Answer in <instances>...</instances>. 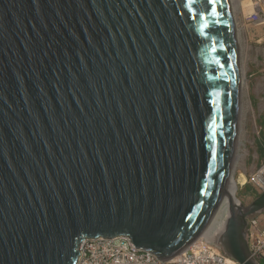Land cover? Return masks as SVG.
<instances>
[{
  "label": "water",
  "instance_id": "water-1",
  "mask_svg": "<svg viewBox=\"0 0 264 264\" xmlns=\"http://www.w3.org/2000/svg\"><path fill=\"white\" fill-rule=\"evenodd\" d=\"M230 0H0V264H77L85 238L163 261L213 224L241 111ZM264 193L216 240L240 264Z\"/></svg>",
  "mask_w": 264,
  "mask_h": 264
},
{
  "label": "built area",
  "instance_id": "built-area-1",
  "mask_svg": "<svg viewBox=\"0 0 264 264\" xmlns=\"http://www.w3.org/2000/svg\"><path fill=\"white\" fill-rule=\"evenodd\" d=\"M253 13L246 20L264 25V0H250ZM258 195L264 193V164L250 177ZM247 239L252 256L264 264V213L248 220ZM77 264H240L213 240L201 236L177 257L163 261L152 253L138 250L127 237L85 238L79 245Z\"/></svg>",
  "mask_w": 264,
  "mask_h": 264
},
{
  "label": "rangeland",
  "instance_id": "rangeland-1",
  "mask_svg": "<svg viewBox=\"0 0 264 264\" xmlns=\"http://www.w3.org/2000/svg\"><path fill=\"white\" fill-rule=\"evenodd\" d=\"M231 7L233 10V17L236 24L237 34H238V51L240 59V69L242 77V90H241V111L240 119L238 124V140L236 147V154L234 158V163L231 170L230 182H233L234 194L236 196L235 202L243 203L244 205H250L255 199H245L242 195V188L245 186V182H250V177H252L257 170H255L254 164H247L248 156L250 154L251 148L254 143V117L252 112L248 113L247 105V85H248V73L254 72L256 69L255 66L258 64L254 61L253 56L257 54V51L260 55L264 54V43H258L261 37H256L254 40H248V31H251L250 36L258 35L259 33H264V27L249 28L245 27V21L243 17L239 14L240 8L243 7L245 14L250 11L251 1L250 0H230ZM248 28V29H247ZM264 37V36H263ZM259 48V50H257ZM263 69V68H262ZM262 71V70H261ZM264 74V71L260 72ZM264 101L260 105L262 108ZM246 171L247 176H244L243 173ZM248 185V183H246ZM254 189V187H252ZM255 190V189H254ZM222 217V218H221ZM228 214L222 216H217L215 221H218L217 227L220 226L223 222H226ZM214 221V222H215ZM213 224L209 226L213 228ZM209 228L206 230L208 231ZM205 234V232H204Z\"/></svg>",
  "mask_w": 264,
  "mask_h": 264
},
{
  "label": "crops",
  "instance_id": "crops-1",
  "mask_svg": "<svg viewBox=\"0 0 264 264\" xmlns=\"http://www.w3.org/2000/svg\"><path fill=\"white\" fill-rule=\"evenodd\" d=\"M253 8H250V11L245 14V10L243 7L240 8L239 14L243 17L245 21V27L257 28V27H264V25H255L249 23L246 18L253 13ZM248 29V28H247ZM248 40H254L256 37H261L258 43H264V33H259L258 35H252L251 31H248ZM259 50V48L257 49ZM253 59L258 64L255 66L256 69L254 72L248 73V85H247V109L248 113L252 112L254 117V126H255V134H254V143L253 146L250 147L251 151L248 156L247 164H254L255 170H258L260 166L264 164V105L260 108V105L264 101V74H260V72L264 71V54L260 55L257 51L256 56H253ZM263 68V69H262ZM262 70V71H261ZM244 176H247L248 173L244 171ZM248 183V185H246ZM242 188V195L245 199L256 198L258 194L252 188L250 182H245Z\"/></svg>",
  "mask_w": 264,
  "mask_h": 264
},
{
  "label": "bare ground",
  "instance_id": "bare-ground-1",
  "mask_svg": "<svg viewBox=\"0 0 264 264\" xmlns=\"http://www.w3.org/2000/svg\"><path fill=\"white\" fill-rule=\"evenodd\" d=\"M240 1L242 2V0ZM235 199L236 196L234 194L233 182H229L224 197L222 199V202L220 204V207L218 209L217 216H222L224 214L229 215L231 206L233 204L234 205L238 204V202H235ZM213 223H214L213 228L210 227L209 230L205 231V234L202 235L203 237H206L209 240H216L224 229V222L218 227H217V224L219 223L218 221H215Z\"/></svg>",
  "mask_w": 264,
  "mask_h": 264
},
{
  "label": "trees",
  "instance_id": "trees-1",
  "mask_svg": "<svg viewBox=\"0 0 264 264\" xmlns=\"http://www.w3.org/2000/svg\"><path fill=\"white\" fill-rule=\"evenodd\" d=\"M260 195H258L255 199H257Z\"/></svg>",
  "mask_w": 264,
  "mask_h": 264
}]
</instances>
